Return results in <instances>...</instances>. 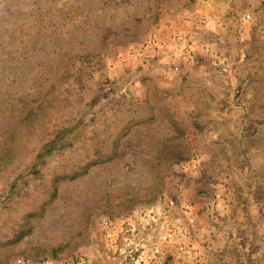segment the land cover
<instances>
[{"label":"rangeland","instance_id":"1","mask_svg":"<svg viewBox=\"0 0 264 264\" xmlns=\"http://www.w3.org/2000/svg\"><path fill=\"white\" fill-rule=\"evenodd\" d=\"M169 199L165 264H264V0H0V264H128Z\"/></svg>","mask_w":264,"mask_h":264},{"label":"built area","instance_id":"2","mask_svg":"<svg viewBox=\"0 0 264 264\" xmlns=\"http://www.w3.org/2000/svg\"><path fill=\"white\" fill-rule=\"evenodd\" d=\"M186 220L194 221L190 205L178 207L169 199L164 206L135 211L125 219H107L105 224L111 242L128 264H165L167 244L186 233ZM180 248L186 250L187 245L183 243ZM17 264L31 263L21 258Z\"/></svg>","mask_w":264,"mask_h":264},{"label":"trees","instance_id":"3","mask_svg":"<svg viewBox=\"0 0 264 264\" xmlns=\"http://www.w3.org/2000/svg\"><path fill=\"white\" fill-rule=\"evenodd\" d=\"M56 146L54 143H50L49 145L46 146L45 151L40 155V158H43L47 155H50L54 150H56ZM36 165V164H35ZM86 171V170H85Z\"/></svg>","mask_w":264,"mask_h":264}]
</instances>
